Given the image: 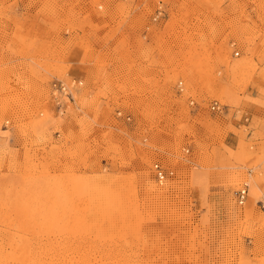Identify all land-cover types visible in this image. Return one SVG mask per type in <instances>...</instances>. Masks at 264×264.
Masks as SVG:
<instances>
[{
    "label": "rangeland",
    "instance_id": "obj_1",
    "mask_svg": "<svg viewBox=\"0 0 264 264\" xmlns=\"http://www.w3.org/2000/svg\"><path fill=\"white\" fill-rule=\"evenodd\" d=\"M157 1L0 0V264H264V0Z\"/></svg>",
    "mask_w": 264,
    "mask_h": 264
},
{
    "label": "built area",
    "instance_id": "obj_2",
    "mask_svg": "<svg viewBox=\"0 0 264 264\" xmlns=\"http://www.w3.org/2000/svg\"><path fill=\"white\" fill-rule=\"evenodd\" d=\"M164 13H165V5L163 3V0H158L153 12V18L155 19L158 16L163 15ZM65 83L66 82L63 81L62 79L55 78L51 84V88L53 89L54 92L53 99H54L55 107L56 110L60 113L64 112V107L66 103L68 102L73 103L75 101L72 94V90L76 89L81 84V82L76 79H72L69 84H65ZM181 83H182L181 81L178 82V87L181 86ZM63 97H66L67 101H65ZM189 102L190 104L195 105V102L192 99H190ZM209 109L211 112H223L226 110V105L220 104L217 100H213L210 103ZM116 115L117 117L124 118L127 121L131 120V115L130 114L122 115L121 110H117ZM245 120H248V118H246ZM152 170L154 172V177L158 183H163L167 178L173 176L172 170L163 167L159 163H154ZM252 170H253L252 168L247 169L249 175L252 173ZM248 194H249V185L243 183L241 187L238 188L234 193L237 204L239 205L243 204L246 201ZM257 205L262 211H264V189L261 191V195L257 201Z\"/></svg>",
    "mask_w": 264,
    "mask_h": 264
},
{
    "label": "bare ground",
    "instance_id": "obj_3",
    "mask_svg": "<svg viewBox=\"0 0 264 264\" xmlns=\"http://www.w3.org/2000/svg\"><path fill=\"white\" fill-rule=\"evenodd\" d=\"M169 8V7H168ZM163 18V17H162ZM158 19V18H157ZM158 22V21H157ZM148 27V26H147ZM150 27V26H149ZM147 32V31H146ZM143 34H145V33H143ZM149 34V33H148ZM146 37V36H145ZM144 37V38H145ZM59 78V77H58ZM72 79H76V80H78V81H80L81 82V84H80V86L79 87H77L76 89H73L72 90V94H73V97H74V100H76V95H77V92H78V90H79V88L82 86V82L84 81H82V80H80V79H78V78H76V77H71L70 75H69V77L68 78H65V79H63L62 78V80L63 81H65L66 83L65 84H69L70 83V81L72 80ZM183 83V82H182ZM54 93V92H53ZM63 99L65 100V101H67V98L66 97H63ZM68 104V103H67ZM67 104H65V107L67 106ZM193 106V105H192ZM115 112V111H114ZM120 120H122V119H120ZM124 120V119H123ZM132 120V119H131ZM146 139V138H145ZM235 179V178H234ZM166 182V181H165ZM243 183H246V184H248L249 185V193H250V188H252L251 186H252V184H251V181L248 179V180H245ZM242 183V184H243ZM162 184V183H161ZM164 184V183H163ZM256 191V189H255V187L254 188H252V192H255ZM248 197H249V194H248ZM248 197H247V199H248ZM247 199H246V201H247ZM245 201V202H246Z\"/></svg>",
    "mask_w": 264,
    "mask_h": 264
},
{
    "label": "crops",
    "instance_id": "obj_4",
    "mask_svg": "<svg viewBox=\"0 0 264 264\" xmlns=\"http://www.w3.org/2000/svg\"><path fill=\"white\" fill-rule=\"evenodd\" d=\"M253 108H254V106H251V109H250L251 112H253ZM261 116L263 117L264 114H262Z\"/></svg>",
    "mask_w": 264,
    "mask_h": 264
}]
</instances>
